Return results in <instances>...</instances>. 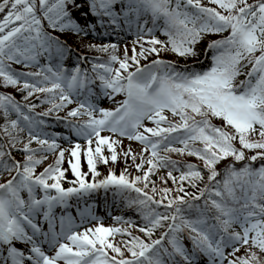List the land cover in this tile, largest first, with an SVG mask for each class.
<instances>
[{
  "label": "snow or ice",
  "instance_id": "1",
  "mask_svg": "<svg viewBox=\"0 0 264 264\" xmlns=\"http://www.w3.org/2000/svg\"><path fill=\"white\" fill-rule=\"evenodd\" d=\"M0 88V264H264V0H0Z\"/></svg>",
  "mask_w": 264,
  "mask_h": 264
},
{
  "label": "rangeland",
  "instance_id": "2",
  "mask_svg": "<svg viewBox=\"0 0 264 264\" xmlns=\"http://www.w3.org/2000/svg\"><path fill=\"white\" fill-rule=\"evenodd\" d=\"M134 38H132V39H125L122 43H121V55L123 54V45H124V43H127V44H129V46H131V42H132V40H133ZM2 90H6L7 91V89H2ZM14 90V89H13ZM10 92H12V91H10ZM117 99L119 100V99H122V97H117ZM75 105H72V106H70V108L71 107H74ZM116 105L115 104H113V103H109V105L107 106L108 108H114ZM218 122V121H217ZM151 126V125H150ZM129 143H131V146H132V148L134 149V150H136V151H138L140 148H141V146L138 144V142H129V141H124V145H125V147H127L128 145H129ZM85 146V143L82 145V147H84ZM69 149V148H68ZM120 151H123V149H120ZM175 156V155H174ZM69 157V153H66V161H65V164H64V167L65 168H69V165H68V163H67V158ZM173 158H176V157H173ZM54 157H49V160L44 164V166H48V164H51V163H54ZM192 162H195V161H192ZM121 163L123 164V169H121L122 171L124 170V168H125V165H124V163L121 161ZM129 163H131V160H129ZM118 167V166H117ZM82 169H83V171L85 172V173H87L88 172V167H87V162H86V155H82ZM121 171V172H122ZM131 172H132V175L133 176H135L136 174H137V170L135 169V167L133 166L132 167V169H131ZM119 173V172H118ZM165 174V170H161V172L156 176V179H159V177L161 176V175H164ZM175 174V173H174ZM71 177H73L74 178V176H73V174L71 173V171H70V169H69V171H68V173H67V179H69V178H71ZM160 180V179H159ZM2 180H0V182H1ZM97 203H95L94 204V207H95V211H96V214L98 215V216H106V214L107 213H109V211L108 210H106V208H105V206H102V207H100V208H98L97 207V205H96ZM103 223L104 224V226H106V227H121L120 226V224H117L116 222H104V221H95V222H93L92 224H85V227H95V226H97L99 223ZM82 230V229H81ZM120 237L121 236H116V237H114V239H115V242L117 243V244H119L121 241H120Z\"/></svg>",
  "mask_w": 264,
  "mask_h": 264
},
{
  "label": "trees",
  "instance_id": "3",
  "mask_svg": "<svg viewBox=\"0 0 264 264\" xmlns=\"http://www.w3.org/2000/svg\"><path fill=\"white\" fill-rule=\"evenodd\" d=\"M157 35L159 36V33H157ZM161 37H162V36H161ZM162 38H163V37H162ZM69 41L72 42V43L77 44V47H78L79 42H78V41H75L74 38L71 39V40H69ZM86 44H87V43L85 42V45H79L78 48H79L80 50L84 51V52H87V53H93V52H90V51H88V50L86 49ZM94 54L100 55V54H98V53H94ZM164 56L167 57V58H169V59H171V60H176V57L173 56V55L170 54V53L164 54ZM73 59H75V57H73ZM190 61H191V60H189L187 63H189ZM199 61H203V65H204L205 67L208 65V61L205 59V57H204L203 55H201V56L198 58V61H194L195 64H196L197 70H199L200 67H201ZM180 63H184V61L181 60ZM69 66H70V65H69ZM16 67H18V66H16ZM240 79H244V76H241ZM2 89H3V88H1L0 91H4V90H2ZM7 91H8V92L12 91V93H14V94L16 95V98L22 101V96H21V95L15 90V89L13 90L12 88H8ZM33 99H36V98L34 97ZM37 103L39 104V101H38V100H37ZM45 107H47V105H41V106L38 107L37 109H42V108H45ZM216 123H219V122H216ZM60 127H63V126L61 125ZM60 127H59V128H60ZM174 157H176V156H174ZM176 158H179V157H176ZM189 160L192 162V161H195V158H189ZM195 162H196V161H195ZM45 167H47V166L42 165V166L38 169V171H43ZM99 167H101V168L104 170V171H101L102 173H106L107 168H106L105 166L100 165ZM121 169H123V164H122V163H120V164L118 165V167H117V166L115 167V170L117 171V173H118V172L120 173V171H122ZM157 177H158V176H157ZM71 178H72V177H71ZM154 179L156 180V184H157V186L160 187V186H161V182H160V180H159V179H156V177H154ZM65 184H66V183H65ZM169 186H173V185L171 184V181H169ZM173 187H174V186H173ZM128 216H131L132 219H137L136 215L133 214V213H131V212H129V211H128L127 214L125 215V218H128ZM136 234H139V233H136ZM125 239H127V237H121V238H120V241H121V240H125Z\"/></svg>",
  "mask_w": 264,
  "mask_h": 264
}]
</instances>
